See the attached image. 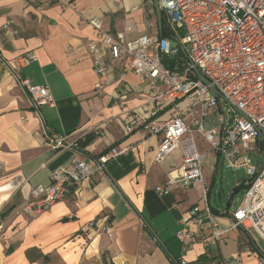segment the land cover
I'll return each mask as SVG.
<instances>
[{"label":"crops","instance_id":"1","mask_svg":"<svg viewBox=\"0 0 264 264\" xmlns=\"http://www.w3.org/2000/svg\"><path fill=\"white\" fill-rule=\"evenodd\" d=\"M65 1L67 7L56 0H0V264H43L27 258L33 249L48 257L45 264H264L258 235L231 225L233 194L224 208L211 200L220 158L209 153L204 159L209 216L199 183L157 194L166 174L180 165V153L157 164L160 135L141 126L124 129L133 114L145 117L151 108L150 87L124 69L126 61H117L108 84L94 92L86 45L95 34L87 20L100 17L112 36L130 27L123 34L128 42L159 36L152 0ZM26 53L37 60L18 71L19 80L47 86L52 106L36 111L5 65ZM119 86L128 91L124 100ZM186 103L173 110L164 105L158 119L168 120ZM59 140L73 146L54 149ZM198 146L206 150L200 141ZM113 148L122 152L105 163L103 173L46 212L19 214L31 189L48 185L54 170L74 158L95 167ZM195 207L199 211L185 221ZM182 229L192 239L180 241Z\"/></svg>","mask_w":264,"mask_h":264},{"label":"built area","instance_id":"2","mask_svg":"<svg viewBox=\"0 0 264 264\" xmlns=\"http://www.w3.org/2000/svg\"><path fill=\"white\" fill-rule=\"evenodd\" d=\"M56 2L67 7L65 0ZM159 7L171 36L186 46L188 59L181 58L179 47L170 43L171 37L143 35L128 42L123 34L130 32V27L112 36L100 17H91L87 23L95 38L86 49L96 77L94 92L100 94L108 84L117 61H126L124 69L150 87L151 108L145 117L133 114L124 129L131 132L141 126L149 135H160L154 159L157 164L175 151L180 153V165L166 174L165 182L156 188L157 194L175 188L187 190L199 183L209 216L203 165L205 156L213 154L227 168L245 170L246 178L236 186L243 187L244 192L232 213L231 225L255 232L264 242V0H159ZM36 60L34 54L26 53L6 60L5 65L37 111L39 106L53 105L49 89L31 86L18 77L20 69ZM165 60L182 64L167 68ZM192 66L217 95L212 94L210 85L197 79ZM117 94L124 100L128 91L119 86ZM183 101L187 103L179 113L166 121L158 119L164 105H172L173 110ZM199 141L206 145L205 151L200 150ZM72 146L62 140L53 144L54 149ZM121 152L111 149L97 159L95 167L74 158L68 166L54 170L48 185L31 189L19 214L36 216L48 211L84 181L103 173L105 163ZM253 154L260 160L258 165L252 164ZM197 211L198 207L193 208L185 221ZM95 225L96 221L88 229ZM2 230L0 223V233ZM103 231L109 232L110 227L104 226ZM176 236L182 242L192 239L186 229Z\"/></svg>","mask_w":264,"mask_h":264},{"label":"rangeland","instance_id":"3","mask_svg":"<svg viewBox=\"0 0 264 264\" xmlns=\"http://www.w3.org/2000/svg\"><path fill=\"white\" fill-rule=\"evenodd\" d=\"M172 44L173 41L170 40ZM185 46V50H186ZM252 164L258 165L259 159L253 154L251 156ZM246 178L245 170L240 168L236 170H232L226 167L224 161L219 164L218 172L215 178V185L213 189V193L211 195V200L213 204L222 205L225 207L226 202L229 200L234 188L237 186L238 182H242ZM244 192V188L241 187L236 190L235 194H233L231 199V206L235 207L241 203L242 195ZM257 242L259 243L262 252L264 253V242L262 239L257 237ZM51 264H59L57 261H52Z\"/></svg>","mask_w":264,"mask_h":264},{"label":"water","instance_id":"4","mask_svg":"<svg viewBox=\"0 0 264 264\" xmlns=\"http://www.w3.org/2000/svg\"><path fill=\"white\" fill-rule=\"evenodd\" d=\"M152 2H153V7L155 10L156 18H157V25H158L159 31H161V28H162V12H161L160 7H159V0H152ZM171 40L179 47V50L183 54V56L186 59H188L185 48H184V46L181 45L179 39L176 36H172ZM192 70L194 71L198 80H200L202 83H204L206 85H210V83L199 73V71L194 66H192ZM209 88H210V91L212 92V94L217 95V91L213 86L210 85Z\"/></svg>","mask_w":264,"mask_h":264},{"label":"trees","instance_id":"5","mask_svg":"<svg viewBox=\"0 0 264 264\" xmlns=\"http://www.w3.org/2000/svg\"><path fill=\"white\" fill-rule=\"evenodd\" d=\"M159 36L160 37H167V38L172 37L170 32L168 31L167 27H166V20H165V17L163 15V13H162V28H161V32H160ZM180 37H181V35H180ZM181 54L182 53L180 52V55ZM179 59H180V57H179ZM182 62H184V60ZM181 64L182 63H179L178 65H175V63H173L172 61L165 60V65L167 66V68H174L175 66H178V68H179V67H181ZM237 189H239V187H235L232 194H235ZM33 252H36V250L33 249V250L27 251V258L29 260L33 261V260H39L40 259L43 264H45L48 261V257L47 256H43L40 253L39 254H35Z\"/></svg>","mask_w":264,"mask_h":264}]
</instances>
